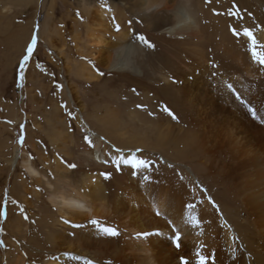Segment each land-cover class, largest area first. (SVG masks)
I'll list each match as a JSON object with an SVG mask.
<instances>
[{"label":"bare ground","instance_id":"1","mask_svg":"<svg viewBox=\"0 0 264 264\" xmlns=\"http://www.w3.org/2000/svg\"><path fill=\"white\" fill-rule=\"evenodd\" d=\"M125 4L126 0L101 1L96 6L100 22L113 20L114 13ZM6 5L3 2L0 6ZM185 5L175 6L171 0H138L143 15L148 16L153 10L154 16L159 11L164 12L166 15L162 16L171 22L170 35L184 39L176 40L178 46L174 52L168 51V60L154 61L149 69L139 53L145 52L144 46L129 44L128 33L122 34L120 41L111 43L95 34L90 38L99 52H103L102 56H93V64L121 72L138 65L144 72L138 69L136 72L156 88L139 92L138 103L144 108L130 112L132 126L123 130L120 119L114 120L116 112L112 104L105 106L103 113L93 115L94 120L87 121L83 118L84 105L81 104L77 133L90 135L88 140L94 147L88 141L82 144L70 130L64 136L53 133L51 140L56 155L51 159L44 148L32 142L50 172L38 166L26 146L14 154V158L22 154L18 163L33 180V208L38 215V225L28 231L20 214L13 221L10 214L7 223L17 236L26 238L28 231L33 257L44 260V264H81L82 260H91L93 264H181V256L188 264H198L197 252L207 257L206 264H264V65L253 56L252 41L244 35V29L251 28L257 38L255 50L264 54V27L258 31H253L251 26L239 28L242 41L238 46L231 43L232 34L225 24L202 25L199 17L194 16L195 10ZM172 7L181 18L167 15ZM118 21L123 19L118 17ZM204 33L208 37V33H217L218 36L213 37L215 43L206 44ZM38 37L39 40L47 38L46 27L38 32ZM6 42L10 47L15 38L12 40L9 36ZM110 45L118 46L116 52L112 53ZM24 48L25 45L18 55ZM228 52H237L243 57L240 60L243 73L235 74L232 68L226 67L221 58ZM13 56L14 61H10L13 66L17 55L12 51L4 58L0 56L1 65L3 62L7 65ZM158 63L163 70L152 73ZM93 64L86 78L89 83L101 75H97ZM33 65L34 61L30 64L28 78L33 84L41 85ZM259 67L261 71L256 75ZM80 73L78 71L79 76ZM170 75L175 82L170 81ZM228 84L232 85L231 89ZM29 91L30 102L35 101L34 88ZM65 94L70 105L76 104L78 98L72 83L66 82ZM107 94L112 99V93ZM0 98L6 101L2 95ZM165 105L176 119L163 110ZM12 117L17 122L20 119L18 114ZM32 119L37 123L33 115ZM62 122H65L63 118ZM28 134L26 143L33 139L31 130ZM9 138V135L4 138L8 145ZM63 140L69 144L64 145ZM114 147L124 149L125 154L118 153ZM59 151L65 155L58 154ZM8 154L13 155L11 151ZM97 155L99 159H95ZM133 155L153 160V167L137 172L121 163L117 170L115 161L131 159ZM66 158L86 172L77 177L67 166L68 162L65 163ZM109 170L110 179L97 174ZM145 176L150 179H144ZM15 179L23 191L32 186L22 173H16ZM37 186L41 190H37ZM201 186L207 191L202 193ZM42 187L48 193L46 202ZM194 187L195 195L191 192ZM209 196L216 207L208 201ZM188 202L196 205L191 215L200 220L199 226L189 219ZM93 218L117 227L120 235L110 237L100 232L90 224ZM66 220L81 227H74L71 232ZM169 220L181 233L183 243L179 249L170 239ZM157 230L163 235L148 239L137 237L142 231ZM74 234L79 237L75 238ZM9 243L12 245L11 241ZM14 245L19 250V245L15 242ZM14 255L18 264H25L23 256ZM70 258L76 262H71Z\"/></svg>","mask_w":264,"mask_h":264},{"label":"rangeland","instance_id":"2","mask_svg":"<svg viewBox=\"0 0 264 264\" xmlns=\"http://www.w3.org/2000/svg\"><path fill=\"white\" fill-rule=\"evenodd\" d=\"M101 1L103 0H87V2H82V0H44V2L43 0H0L1 6L3 2L7 3L3 8L0 6L2 10L0 17V39L2 40H0V56L2 55V58H4L7 53L9 54V51L17 55V60L13 66H11L10 61H14L15 56L8 60L7 65L5 62L2 65L0 63V95L6 99V101H2L0 98V212H3L5 202L7 206L6 217L0 215V241H2L0 243V264H18L15 253L23 256L25 264L45 263L44 260L33 257L34 249L29 242V228L37 224L38 218L35 208H33L35 204L33 180L25 171H22L24 169L18 163L22 160V154L18 155L17 158H14V154L17 151L21 152L23 147L26 146L37 163L40 164L38 166L41 169L43 168L42 170L50 172V167L44 166L39 155L35 152L32 142L38 147L44 148L46 155L51 159L56 155L51 140L53 133H56V136L62 133L64 136L70 130L75 138H80L83 141L82 144L87 143L90 135H87V137L79 133V136L77 133L79 132L78 125H80L77 120L81 118L79 111L81 104L84 105L83 118L87 121L94 120L93 115L103 113L105 106L112 104L116 112L114 120L120 119L121 127L125 130L133 125L130 112L141 109V107H138V105H141V103H138L140 102L138 99L139 92L156 90L155 87L151 86V83H147L148 80L143 79L144 76L136 72L138 70L144 72L136 63L137 66L131 65L130 68L123 69V72L118 69L105 70L93 64L91 61L93 56H102L103 52H99L98 47L91 41L90 38H94L92 34L109 43L110 41H120V36L128 33L129 44L144 46L145 52L139 53L141 57L144 56V64L148 69L152 67L154 61L159 59L168 60L170 58L168 51L173 50L172 52H174L176 50L174 48L178 46L176 40H184L179 35H170L171 22L163 17L166 15L164 12L159 11V14L154 16L152 14L153 10L147 14L148 16L143 15L140 6H138V0H126L125 6L120 5L119 10L114 13L113 20L101 23L96 12V6L101 4ZM244 1L211 0L209 3L208 0H171V3L175 6L180 4L186 6L185 4H187L189 8L192 7L195 10L193 11L194 16L199 17L202 25L209 26L216 23L218 24L216 26H221L220 24H225L232 34V37H230L231 43L241 46L239 42L242 41V30H239V35L234 36L232 33L234 26L239 25V28L251 26L254 28L253 31H258L260 27H264V9L262 10L260 6L261 4L264 7V0ZM233 12H238L239 15L233 16L231 14ZM167 15L175 19L182 17V15L176 13L174 7L170 9ZM118 17L122 18L123 21H118ZM44 25L47 29L49 43L47 38L39 40L38 37V32L45 29ZM116 25L120 27L119 32L116 30ZM218 30L222 32L221 28ZM30 31H32L30 37L25 40ZM140 34L147 37L155 45V48H148L136 39V36ZM215 34L217 35V33H208L209 38L204 33L206 44L208 42L215 43L213 40ZM9 36L12 40L15 38V43L11 44L10 47L8 46L11 50L8 49L6 44L9 42H6ZM33 38L37 39V44L30 60L24 65L23 58ZM24 40L25 43L22 44ZM24 45V51L18 55ZM110 47L112 53H114L118 46L110 45ZM69 49L71 50L69 51ZM247 50L249 49L247 48ZM208 51L209 45L206 46V52ZM237 52L230 54L228 52L221 58L226 67L228 69L232 68L235 74L243 73V65H240V60L243 57L238 55ZM179 53L180 51L177 52V54ZM89 59L90 61H88ZM33 61V68L38 72L37 76L41 81V85L40 83L33 84L28 78V70ZM92 64L97 69V75L102 74L93 78L89 83L86 78L90 75L89 66H92ZM21 66H23L25 73L23 80L19 77ZM161 70H163V66L158 63L152 73ZM258 70L259 72H256V75L260 73V67ZM78 71L82 72L80 73L81 76H79ZM169 79L171 82L175 81V78L171 75ZM66 82L72 83L76 91L75 96L78 98V100H75L76 104L70 105L68 103L65 94ZM30 88H34L37 96V99L32 102H30ZM107 93H112V99ZM8 103L9 105H7ZM13 108L16 109L14 112ZM13 114H18L20 118L18 122L12 117ZM32 115L36 118L37 123H34ZM62 118L65 122H62ZM30 130L33 139L30 143H26ZM7 135L10 137L9 145L4 139ZM20 135L25 136L23 145L19 142ZM63 144L68 145L69 141L63 140ZM114 150L118 153L125 152L124 149L116 147H114ZM8 151H11L13 155H9ZM139 151L141 152V150ZM58 154L65 155L63 151H59ZM95 159H99L98 155L95 156ZM65 161L75 163L70 158H66ZM150 161L153 162V160ZM11 164H15V167ZM71 171L77 177L86 172L80 167L71 168ZM108 172L112 173L110 170ZM16 173L26 175L28 182L32 185L28 187L29 190L23 191L17 184ZM101 173L105 172L101 171L97 174ZM36 189L41 190L39 186ZM42 195L44 201H48V193L44 187H42ZM10 214L13 215L12 221L15 220L18 214L22 216L28 229L26 238L21 235L17 236L13 227L8 226L7 220ZM25 215L27 219H25ZM72 225V223L71 225L68 224V230L71 232L74 230ZM74 235L75 238L79 237L78 234ZM14 242L19 245V250L15 249ZM70 259L71 262H76L72 258ZM79 263L85 264L83 260Z\"/></svg>","mask_w":264,"mask_h":264},{"label":"snow or ice","instance_id":"3","mask_svg":"<svg viewBox=\"0 0 264 264\" xmlns=\"http://www.w3.org/2000/svg\"><path fill=\"white\" fill-rule=\"evenodd\" d=\"M208 2L210 3L211 0H208ZM233 16H238L239 13L238 12H233L231 13ZM37 30H38V25H37ZM116 30L119 32L120 31V27L119 25H116ZM232 33L234 36H237L239 35V25H236L232 28ZM244 35L251 38V41H252V45H253V51H252V54L253 56L257 57V59L259 60V63L261 65H264V54H258L256 52V44H257V41H256V38L254 36V33L252 32L251 28H245L244 29ZM136 39H138L142 44H144L146 47L148 48H152L154 49L155 48V45L149 41L147 39V37H145L144 35L140 34L138 36H136ZM36 44H37V39L36 38H33L32 39V42L31 44L27 47L26 49V54L24 55V58H23V64L26 65L28 63V61L30 60L31 58V55L33 53V50L34 48L36 47ZM102 74V73H101ZM24 68L23 66L20 67V70H19V77L21 80L24 79ZM175 82V81H174ZM228 88H232V85L231 84H228L227 85ZM133 91H135V89H133ZM66 107V105H65ZM138 107H143L142 105H138ZM164 111L168 112V114L170 116L173 117V119H176V116L175 114L171 111V109H169L166 105L164 106L163 108ZM253 114H255V110L253 109ZM101 139H103V137H101ZM19 142L21 145L24 144L25 142V136L24 135H20L19 136ZM88 143L90 146L94 147L93 143L91 140H88ZM141 155H142V151H141ZM65 163H67L65 161ZM105 163H107V161H105ZM116 165H117V170H119V166L121 165V163H123L124 165H129L131 166V169H135L137 170V172L140 170V169H145V170H148L150 168L153 167V164L154 162H150L148 159H143V158H138L137 156L133 155L131 159H127V158H123L122 160H117L115 161ZM67 166L69 168H76L77 165L75 163H67ZM102 175L104 176L105 179H110L111 178V173L109 172H105V173H102ZM144 179L146 180H149L150 177H147L145 176ZM181 179H183V177L181 176ZM200 191L203 193V192H206L207 189L203 188L202 186L200 187ZM191 192L193 195H195L196 193V188H192L191 189ZM208 201L213 205V207H216L215 205V201L212 199L211 196L208 197ZM18 203V202H17ZM200 203L202 204L203 201L201 200ZM186 207L187 209L189 210V219L196 225V226H199L200 225V220L196 217V216H192L191 215V212L192 210L196 207V205L192 202H188L186 204ZM157 215H159V212L156 213ZM0 215H4L6 217L7 215V206H6V202H5V205H4V210L3 212H0ZM25 219H27V216L25 215ZM65 223H68L71 225V221H64ZM169 225H171V230H172V237H170V239L173 241L174 243V246L179 249L181 246H182V238H181V233L180 231L175 227V225L172 224V221L169 220L168 221ZM90 224L92 226H94L95 228H97L100 232L104 233L105 235L107 236H110V237H117L120 235V231L117 227H113V226H107L106 224H102L101 221L99 219H96V218H93L90 220ZM73 227H81V225H72ZM163 233L159 230H157L156 232H150V231H142L140 233H137V237L138 238H143V239H148L152 236H162ZM0 243H2V241H0ZM197 257H198V264H206V260H207V257H205L202 252H197ZM77 259H79V257H77ZM180 260H181V264H188V260L181 256L180 257ZM85 264H93V262L91 260H85Z\"/></svg>","mask_w":264,"mask_h":264}]
</instances>
